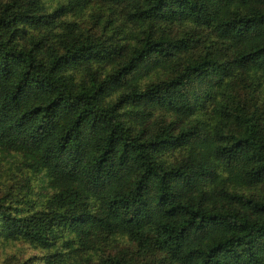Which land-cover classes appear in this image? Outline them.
Listing matches in <instances>:
<instances>
[{"label":"trees","instance_id":"16d2710c","mask_svg":"<svg viewBox=\"0 0 264 264\" xmlns=\"http://www.w3.org/2000/svg\"><path fill=\"white\" fill-rule=\"evenodd\" d=\"M6 264H264V0H0Z\"/></svg>","mask_w":264,"mask_h":264},{"label":"rangeland","instance_id":"374dc122","mask_svg":"<svg viewBox=\"0 0 264 264\" xmlns=\"http://www.w3.org/2000/svg\"><path fill=\"white\" fill-rule=\"evenodd\" d=\"M3 185L4 184L0 185V187ZM2 189L3 188H0V191H2ZM22 253L25 254V256H29L34 255L37 252L30 249V247L23 242H0V264H6V262H10L12 259H14L15 254L22 256Z\"/></svg>","mask_w":264,"mask_h":264}]
</instances>
